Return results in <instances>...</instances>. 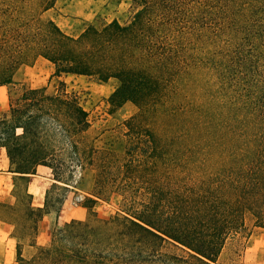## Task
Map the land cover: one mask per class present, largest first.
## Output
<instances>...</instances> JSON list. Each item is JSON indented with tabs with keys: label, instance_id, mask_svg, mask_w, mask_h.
<instances>
[{
	"label": "trees",
	"instance_id": "obj_1",
	"mask_svg": "<svg viewBox=\"0 0 264 264\" xmlns=\"http://www.w3.org/2000/svg\"><path fill=\"white\" fill-rule=\"evenodd\" d=\"M54 3L0 0V86L43 58L52 76L116 79L112 103L137 111L116 152L88 142V113L62 81L8 97L0 149L11 172L43 165L63 189L79 170L95 172L79 196L87 217L55 226L29 258L17 243V264H218L229 238L250 234L248 221L264 227V0H131L124 21L76 35L43 17ZM48 194L34 209L25 193L30 245L56 210ZM110 194L120 205L98 218Z\"/></svg>",
	"mask_w": 264,
	"mask_h": 264
},
{
	"label": "rangeland",
	"instance_id": "obj_2",
	"mask_svg": "<svg viewBox=\"0 0 264 264\" xmlns=\"http://www.w3.org/2000/svg\"><path fill=\"white\" fill-rule=\"evenodd\" d=\"M130 5L131 0H55L53 7L46 10L43 17L52 19L64 32L76 35L89 23L108 22L114 18L124 21L129 15ZM52 72V65L41 58H37L30 65L19 66L12 82L0 86V113L7 109L8 97L16 95L23 88L45 87L48 91H54L58 87V82L62 81L65 90L76 94L88 113L90 120L86 134L88 142L100 149L109 148L121 152L125 143L121 124L137 111V107L131 101H124L119 105L112 103L110 97L118 85L117 80L109 79L101 83L83 75L56 77L52 76ZM94 176V169L86 167L79 170L71 182L77 190L71 187L48 188V202L56 209L55 211H59L64 205L68 207L66 209H70L58 223L50 226V233L64 220L78 216L73 208L82 206L78 204L83 200L79 196L84 194L82 191L86 189L90 179L93 186ZM26 201L23 181L16 182L9 193L0 194V204L12 205L5 212H0V219L9 224L5 230L0 228V263L2 264H17L16 244L19 242L24 257L29 258L36 251L37 245L31 246V238L28 236L31 221L24 213ZM119 205L120 197L110 194L106 201L97 202L94 210L98 218H107ZM87 215L88 209L85 208L81 217L85 218ZM247 223L251 229L250 234L245 236L241 233L229 238L217 257L218 264H264V227L252 228L251 221Z\"/></svg>",
	"mask_w": 264,
	"mask_h": 264
},
{
	"label": "crops",
	"instance_id": "obj_3",
	"mask_svg": "<svg viewBox=\"0 0 264 264\" xmlns=\"http://www.w3.org/2000/svg\"><path fill=\"white\" fill-rule=\"evenodd\" d=\"M10 170L11 168H10V163L8 161V158L6 157L4 150L0 149V194L9 193L11 189L14 188L16 182L23 181L25 193H28L29 198H30V206L34 209L43 207L46 191L48 190L50 185L54 183V179L52 178L50 169L46 166L38 165L34 173L26 174V175H19V174L11 172ZM70 187L77 190L76 187H73V186H70ZM91 189H92V181L90 179L88 181V185L86 189L83 190L82 193L88 194L91 191ZM0 205H3V204H0ZM63 208L66 209L68 207L64 205ZM63 208L60 209L59 211L50 210L44 213L40 221H38L37 223L35 245L41 246L47 243V241L49 240V237L47 236H48V231L50 230L49 229L50 226L58 223L61 217L68 210H70V209L64 210ZM73 209L74 211H76V213H78V216H72L64 220L63 222L68 221L70 219H83L81 217V214L85 212V208L82 206H76ZM7 226H9V224L6 222H3L0 219V228L5 230Z\"/></svg>",
	"mask_w": 264,
	"mask_h": 264
}]
</instances>
